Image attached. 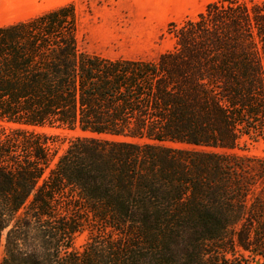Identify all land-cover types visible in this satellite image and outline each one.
I'll return each instance as SVG.
<instances>
[{
  "label": "trees",
  "instance_id": "16d2710c",
  "mask_svg": "<svg viewBox=\"0 0 264 264\" xmlns=\"http://www.w3.org/2000/svg\"><path fill=\"white\" fill-rule=\"evenodd\" d=\"M172 27L153 61L80 52L72 4L0 27V264H264V1Z\"/></svg>",
  "mask_w": 264,
  "mask_h": 264
},
{
  "label": "rangeland",
  "instance_id": "374dc122",
  "mask_svg": "<svg viewBox=\"0 0 264 264\" xmlns=\"http://www.w3.org/2000/svg\"><path fill=\"white\" fill-rule=\"evenodd\" d=\"M212 0H0V27L72 4L77 13L78 46L82 53L109 59L156 60L175 44L173 23L195 17ZM263 2L264 0H245ZM47 134L57 159L78 134L61 129ZM240 154L264 157V142H251ZM89 232L78 234L82 250ZM3 256L0 251V260Z\"/></svg>",
  "mask_w": 264,
  "mask_h": 264
},
{
  "label": "crops",
  "instance_id": "0c3cea01",
  "mask_svg": "<svg viewBox=\"0 0 264 264\" xmlns=\"http://www.w3.org/2000/svg\"><path fill=\"white\" fill-rule=\"evenodd\" d=\"M210 2H211V1H210ZM200 12H201V11H200ZM200 12H199V13H200ZM191 18H193V17H191Z\"/></svg>",
  "mask_w": 264,
  "mask_h": 264
}]
</instances>
